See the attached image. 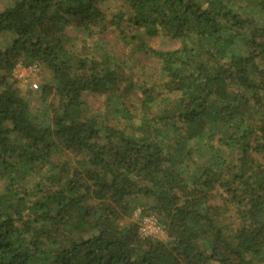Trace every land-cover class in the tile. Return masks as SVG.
I'll return each mask as SVG.
<instances>
[{
    "label": "trees",
    "instance_id": "obj_1",
    "mask_svg": "<svg viewBox=\"0 0 264 264\" xmlns=\"http://www.w3.org/2000/svg\"><path fill=\"white\" fill-rule=\"evenodd\" d=\"M116 1L112 16L105 0L0 11L13 36L0 50V264H264V0ZM107 23L160 81L122 83L111 51L67 33ZM159 36L179 47L148 45ZM21 57L51 74L38 93L12 78ZM87 93L111 114L90 116ZM139 207L167 241L124 223Z\"/></svg>",
    "mask_w": 264,
    "mask_h": 264
},
{
    "label": "rangeland",
    "instance_id": "obj_2",
    "mask_svg": "<svg viewBox=\"0 0 264 264\" xmlns=\"http://www.w3.org/2000/svg\"><path fill=\"white\" fill-rule=\"evenodd\" d=\"M14 0H0V11L4 10L11 2ZM104 9H106L109 15L115 14L116 12L120 11L124 8L122 2L116 0H105L104 2ZM112 16V15H111ZM107 29L103 32H100L99 28L95 29V33L91 36H87L81 33L76 32L74 29L69 28L67 30L68 35L72 37H77L79 40L76 41V49H81V45L83 39L85 38V44L88 47L94 48L95 44L101 42L106 49L111 51L115 57L119 59L122 63V75H121V82L125 84L129 83H142L148 86H151L153 82L160 81L162 76L158 66V63L155 59L148 58L143 52L138 51L134 45H127L123 38H121L120 33L118 30L114 29L113 26L107 23ZM123 29L127 32L130 28H128L127 24L125 23ZM133 33V32H132ZM13 40V36L10 34H2L0 35V50H4L5 48L9 47ZM148 45L155 48V49H162V50H173L179 47V42L171 40L167 36H159L152 38L147 41ZM100 53H97L99 55ZM19 62H25V58L21 57L18 59L17 64ZM26 63V62H25ZM41 70V79L38 82L37 87H29L33 92L38 93L42 84L46 83L49 78H51V74L40 68ZM43 77V78H42ZM139 94V92L137 93ZM140 95V94H139ZM84 101L86 103V107L89 110L90 116L95 115H110L111 114V107L108 106L107 97L105 95H97L93 93H87L84 96ZM40 103L36 100H32V106L34 108H38ZM127 107L134 109L138 102L136 101L135 97H131L127 100ZM109 122L113 126H117V122L112 118L109 119ZM214 204H220L218 196L216 195V199L213 202ZM234 213H227L226 223L230 222L229 217ZM154 220L157 221L163 227V234L159 238V240L167 241V230L163 223L153 214H145L143 207L136 208L131 217L124 222L126 223H138L139 228L143 225V223ZM141 237V236H140Z\"/></svg>",
    "mask_w": 264,
    "mask_h": 264
},
{
    "label": "built area",
    "instance_id": "obj_3",
    "mask_svg": "<svg viewBox=\"0 0 264 264\" xmlns=\"http://www.w3.org/2000/svg\"><path fill=\"white\" fill-rule=\"evenodd\" d=\"M12 78L25 86L37 87L41 79V70L36 64L19 62L12 71ZM141 238H155L159 240L163 234V227L154 220H149L139 228Z\"/></svg>",
    "mask_w": 264,
    "mask_h": 264
}]
</instances>
